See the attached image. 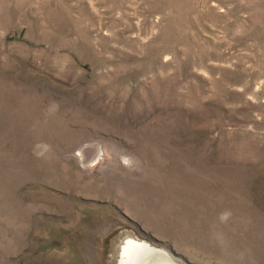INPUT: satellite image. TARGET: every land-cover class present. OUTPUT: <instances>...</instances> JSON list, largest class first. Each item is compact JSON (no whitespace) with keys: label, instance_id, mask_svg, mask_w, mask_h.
Returning a JSON list of instances; mask_svg holds the SVG:
<instances>
[{"label":"rangeland","instance_id":"rangeland-1","mask_svg":"<svg viewBox=\"0 0 264 264\" xmlns=\"http://www.w3.org/2000/svg\"><path fill=\"white\" fill-rule=\"evenodd\" d=\"M264 264V0H0V264Z\"/></svg>","mask_w":264,"mask_h":264},{"label":"bare ground","instance_id":"bare-ground-1","mask_svg":"<svg viewBox=\"0 0 264 264\" xmlns=\"http://www.w3.org/2000/svg\"><path fill=\"white\" fill-rule=\"evenodd\" d=\"M119 264H182L170 251L143 239L126 237L120 245Z\"/></svg>","mask_w":264,"mask_h":264}]
</instances>
